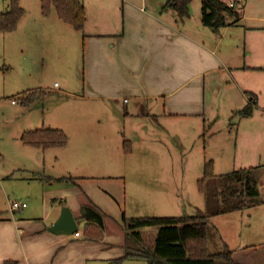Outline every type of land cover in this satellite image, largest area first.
<instances>
[{
  "label": "crops",
  "instance_id": "crops-1",
  "mask_svg": "<svg viewBox=\"0 0 264 264\" xmlns=\"http://www.w3.org/2000/svg\"><path fill=\"white\" fill-rule=\"evenodd\" d=\"M165 1L91 0L88 5L84 4L86 21L81 31L63 22L55 12L56 16L50 12L43 15L39 5L31 19L25 18L24 13L12 30L18 31L19 36L40 35L50 41L54 52L62 51L70 56L71 67L77 62L75 52L80 48L82 83L71 89L66 86L60 89L69 105L77 104L76 117L81 115L95 124H87L80 118L70 120L72 137L62 129L68 138L62 147L46 150L24 144L20 149L18 145L14 147L16 155L24 158L16 162L13 169H0L3 199L0 264L5 260L17 264H108L124 254L121 215L153 216L154 210L160 207L154 201L167 199L162 195L157 178L142 177L147 169L158 173L156 166L162 163L157 156L159 152L161 156L162 146L153 138L154 131L165 130L167 123H174L179 116L204 120L211 83L224 74L233 78V71L240 63L236 57L231 58V41H224L227 35L231 36L230 23L219 32H213L201 22L200 0L198 4L191 1L189 16L183 20L173 10H161ZM236 1L240 2L231 0L230 3ZM240 19L232 24L239 23ZM233 34L236 35V30ZM250 67L258 68L256 63ZM62 72L71 76L70 71L69 75ZM46 89L34 90H43L48 96L51 91ZM27 91L14 96L20 97ZM129 116H147L158 126L132 124V132L126 137L120 131L123 122L125 124L123 118ZM161 118L166 120L164 126ZM38 124L34 129L53 127L44 119ZM14 128L18 138L23 131L33 129H25L27 127L20 124H14ZM171 132L175 130L172 128ZM121 138L130 141L129 153L124 152ZM146 151L150 153L141 162L134 160V156H143ZM125 157L129 158L128 162L122 160ZM114 159H118L120 168ZM123 169L139 170L140 178L133 179L127 171H121ZM34 173L66 178H34ZM8 183L16 188L9 190ZM7 191L16 194L14 200L27 202L23 211L10 209L12 200ZM131 193L134 197L140 196L143 203L133 202ZM167 195L171 197L169 192ZM180 197L183 198V192ZM64 205L69 206L77 218L78 236L48 230ZM84 206L93 208L102 217L103 238L99 241L82 235L86 223L92 222L80 214ZM105 221L110 227L108 231ZM226 238L221 235V240L230 247ZM233 250L239 262L259 264L256 254L250 261L243 262L235 256L237 248ZM252 250L259 252L264 247L256 245Z\"/></svg>",
  "mask_w": 264,
  "mask_h": 264
},
{
  "label": "rangeland",
  "instance_id": "rangeland-1",
  "mask_svg": "<svg viewBox=\"0 0 264 264\" xmlns=\"http://www.w3.org/2000/svg\"><path fill=\"white\" fill-rule=\"evenodd\" d=\"M83 1L88 5L91 0ZM224 1L229 3L231 0ZM239 1L238 11L241 19L239 23L232 24L235 18L228 17L232 32L231 36L227 35L224 38V41H231L229 52L232 53L231 58L236 57L240 63L239 68L233 71V78L224 74L211 83V89L207 90L205 121L202 117L179 116L174 119V123H167L165 130L154 127L157 130L154 131L153 138L157 140L158 145L162 146V157L160 152L157 153L162 163L156 166L158 173L147 169L148 171L145 170L142 177L157 178L163 197H167V199L154 201L160 207L159 210H154L153 216H179L193 214L197 208L206 209L208 213H212L225 206L227 199L220 192V185L224 180L220 175L239 168L256 167L257 200L260 202L247 207L246 210L212 215L209 223L215 232L216 245L223 244L221 235L228 237L226 240H229V248L232 250L237 248L235 256L239 260L250 261L256 254L257 262L264 264V250L259 252L252 250L256 245L264 247V68H260L264 67V0ZM149 2H155V0H149ZM194 2L198 4V0ZM8 3L9 0H0V12L8 8ZM19 5L26 13L24 17L29 20L32 14L38 11L40 0H19ZM54 12L51 8L50 13L56 16ZM233 30H236V35L233 34ZM17 32H0L1 170L13 169L16 162L24 158V156L16 155L14 151L15 146L18 145L20 149L23 144L16 136L15 128L13 130L14 124L27 127L25 129L29 127L34 129L38 127L39 121L44 119L50 126L63 129L68 137H72L73 131L70 120L80 118L87 124H95L80 117L81 115L76 117L74 111L76 112L77 104L69 105V101L64 99L66 96L60 89L64 86L71 89L82 83L80 48L77 53L75 52L77 62L71 67L70 56L62 51L54 52L50 41L43 40L40 35V37L24 34L19 36ZM68 43L73 44L72 41ZM255 63L260 69L250 67ZM62 70L66 71L67 75L70 71L71 76H65ZM54 82L57 84L54 85ZM39 87L47 88L51 92L43 99L34 101L29 107L20 104L16 99L18 96H14L18 92L22 93L23 90H34ZM247 91L257 95L258 103L252 107L249 115L240 116L234 112L248 105L245 94ZM14 98L16 103L11 102ZM123 119L125 124L123 122L120 133L121 135L124 133L126 137L132 132V124L158 126L147 116H129ZM160 120L164 126L166 120L164 118ZM47 124L46 126H49ZM96 124L102 125L101 122ZM172 128L175 130L173 133ZM149 153L150 151H146L143 156L137 154L133 158L141 162ZM115 154L120 153L115 151ZM209 159L213 160L216 177L207 181V199H205L197 189V180L202 177L204 163ZM122 160L128 162L129 158L125 157ZM114 163L120 168L118 159ZM121 171H127L133 179L140 178L139 170L123 169ZM128 175L127 180H129ZM8 184L9 190L16 188L13 183ZM167 192L171 194V197L167 195ZM182 192L183 198L180 197ZM7 195L12 201L17 197L14 192L7 191ZM134 195H131L133 202L142 204V198L134 197ZM2 202L0 195V204ZM146 210L148 211V208ZM164 212L167 214H163ZM110 224L113 227L116 226L113 222ZM105 225V230H110L106 221ZM140 232L142 243L152 249L157 232L156 227L145 226L140 229ZM210 249H215L213 244H210ZM123 262V264H149L146 260L132 258Z\"/></svg>",
  "mask_w": 264,
  "mask_h": 264
},
{
  "label": "trees",
  "instance_id": "trees-1",
  "mask_svg": "<svg viewBox=\"0 0 264 264\" xmlns=\"http://www.w3.org/2000/svg\"><path fill=\"white\" fill-rule=\"evenodd\" d=\"M192 0H166L161 10H173L178 18L183 20L189 16V6ZM238 1L200 0V18L203 25L213 32L229 24L228 17H234L233 22L239 20ZM51 8L63 22L77 31H81L86 21V11L82 0H40L43 15H48ZM24 9L19 0H9L8 8L0 12V32L12 31L24 15ZM232 22V23H233ZM248 105L235 111V114L249 115L256 104V94L247 92ZM43 90H28L18 97L23 106H30L34 101L43 99ZM15 99V98H14ZM24 145L46 150L62 147L67 143V135L60 128L41 127L25 130L20 135ZM124 152L129 153L130 141L123 139ZM213 160H206L203 175L197 180V189L207 199V181L216 177ZM34 178L64 179L66 177L51 178L47 175L33 174ZM220 192L227 199V204L212 213L206 209L197 208L193 214L179 216H135L121 215V226L124 231V254L112 259L108 264H121L124 260L143 259L149 264H244L234 257V250L223 242L216 245L215 232L210 226V217L219 213L243 210L257 205V174L256 167H244L220 175ZM70 178V177H69ZM145 226H155L157 229L154 246L147 248L142 243L140 229ZM79 232V230H78ZM82 235L87 239L99 241L103 238V226L87 222ZM219 239V238H218ZM213 244L215 249H210ZM3 264H17L13 260H5Z\"/></svg>",
  "mask_w": 264,
  "mask_h": 264
},
{
  "label": "water",
  "instance_id": "water-1",
  "mask_svg": "<svg viewBox=\"0 0 264 264\" xmlns=\"http://www.w3.org/2000/svg\"><path fill=\"white\" fill-rule=\"evenodd\" d=\"M80 214L86 219L90 220L101 227L103 221L100 213L89 206H84L80 210ZM48 230L55 234H74L78 231L77 218L73 214L71 208L67 205L61 207L59 216L48 226Z\"/></svg>",
  "mask_w": 264,
  "mask_h": 264
},
{
  "label": "built area",
  "instance_id": "built-area-1",
  "mask_svg": "<svg viewBox=\"0 0 264 264\" xmlns=\"http://www.w3.org/2000/svg\"><path fill=\"white\" fill-rule=\"evenodd\" d=\"M124 101H126V99H124ZM12 103H15L16 100L12 99L11 100ZM26 202L23 200H14L10 202V209L12 211H23V209L26 207ZM80 234V232L76 231L74 233L75 236H78Z\"/></svg>",
  "mask_w": 264,
  "mask_h": 264
}]
</instances>
